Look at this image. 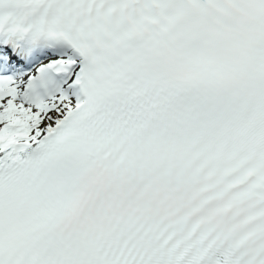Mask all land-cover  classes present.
Instances as JSON below:
<instances>
[{
	"label": "snow or ice",
	"instance_id": "snow-or-ice-1",
	"mask_svg": "<svg viewBox=\"0 0 264 264\" xmlns=\"http://www.w3.org/2000/svg\"><path fill=\"white\" fill-rule=\"evenodd\" d=\"M0 264H264V0H0Z\"/></svg>",
	"mask_w": 264,
	"mask_h": 264
}]
</instances>
